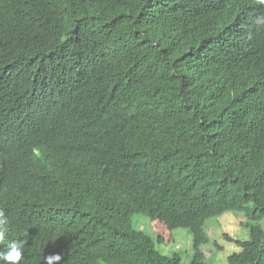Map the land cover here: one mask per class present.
I'll return each mask as SVG.
<instances>
[{
    "label": "trees",
    "instance_id": "16d2710c",
    "mask_svg": "<svg viewBox=\"0 0 264 264\" xmlns=\"http://www.w3.org/2000/svg\"><path fill=\"white\" fill-rule=\"evenodd\" d=\"M264 0H0V251L20 264H184L135 214L188 229L244 212L261 264ZM27 233V235H24ZM253 248V251L248 248ZM2 264V262H0Z\"/></svg>",
    "mask_w": 264,
    "mask_h": 264
},
{
    "label": "rangeland",
    "instance_id": "374dc122",
    "mask_svg": "<svg viewBox=\"0 0 264 264\" xmlns=\"http://www.w3.org/2000/svg\"><path fill=\"white\" fill-rule=\"evenodd\" d=\"M132 223L136 230L149 235L156 249L164 255L182 258L184 264H189L193 257L192 235L188 229L172 228L167 220L161 217H149L144 214H135ZM252 224L244 212L228 211L222 215L210 218L206 222V232L210 242L203 246V251L209 264H229L228 257L242 249L225 239L229 235L235 240L249 241L252 236ZM262 231L259 238L264 239V220L257 223ZM253 251V248H248ZM100 264H106L100 262ZM264 264V255L262 263Z\"/></svg>",
    "mask_w": 264,
    "mask_h": 264
},
{
    "label": "clouds",
    "instance_id": "9594fccd",
    "mask_svg": "<svg viewBox=\"0 0 264 264\" xmlns=\"http://www.w3.org/2000/svg\"><path fill=\"white\" fill-rule=\"evenodd\" d=\"M258 28L264 27V15H258L252 19ZM9 223L5 213L0 210V244L4 243ZM24 235H27L25 233ZM27 243L26 240H12L7 243V251H0V262L2 264H20L23 256V248ZM62 257L59 254L44 257L45 264H60Z\"/></svg>",
    "mask_w": 264,
    "mask_h": 264
}]
</instances>
